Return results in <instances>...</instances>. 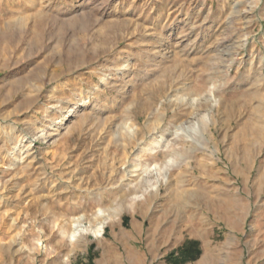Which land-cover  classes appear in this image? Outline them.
I'll list each match as a JSON object with an SVG mask.
<instances>
[{
  "label": "rangeland",
  "instance_id": "374dc122",
  "mask_svg": "<svg viewBox=\"0 0 264 264\" xmlns=\"http://www.w3.org/2000/svg\"><path fill=\"white\" fill-rule=\"evenodd\" d=\"M0 264H264V0H0Z\"/></svg>",
  "mask_w": 264,
  "mask_h": 264
},
{
  "label": "bare ground",
  "instance_id": "6f19581e",
  "mask_svg": "<svg viewBox=\"0 0 264 264\" xmlns=\"http://www.w3.org/2000/svg\"><path fill=\"white\" fill-rule=\"evenodd\" d=\"M192 135H197L195 133V131H193ZM191 135V136H192ZM194 137V136H193ZM170 162H167L165 167L169 166ZM164 167V166H163ZM154 189V188H153ZM103 213L100 212L97 216V224L96 226L92 229V234L96 237H102L103 233H104V230L106 228V225H109V223L111 221H113L117 215V213L115 211H111L109 214L107 215H102ZM76 231H73V233L71 234V238L72 239H75L76 238Z\"/></svg>",
  "mask_w": 264,
  "mask_h": 264
},
{
  "label": "trees",
  "instance_id": "16d2710c",
  "mask_svg": "<svg viewBox=\"0 0 264 264\" xmlns=\"http://www.w3.org/2000/svg\"><path fill=\"white\" fill-rule=\"evenodd\" d=\"M190 245L197 246V242H190ZM198 254H199V250L194 248L192 253L191 251L185 253L186 256L181 260V262H186L188 259H195Z\"/></svg>",
  "mask_w": 264,
  "mask_h": 264
},
{
  "label": "crops",
  "instance_id": "0c3cea01",
  "mask_svg": "<svg viewBox=\"0 0 264 264\" xmlns=\"http://www.w3.org/2000/svg\"><path fill=\"white\" fill-rule=\"evenodd\" d=\"M192 260H194V259H192Z\"/></svg>",
  "mask_w": 264,
  "mask_h": 264
}]
</instances>
